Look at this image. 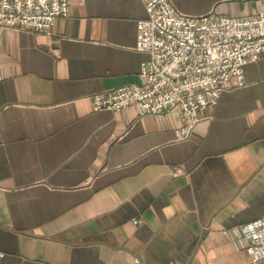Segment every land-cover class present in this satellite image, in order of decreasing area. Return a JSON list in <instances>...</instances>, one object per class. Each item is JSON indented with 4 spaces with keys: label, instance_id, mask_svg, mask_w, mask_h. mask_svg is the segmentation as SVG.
<instances>
[{
    "label": "crops",
    "instance_id": "1",
    "mask_svg": "<svg viewBox=\"0 0 264 264\" xmlns=\"http://www.w3.org/2000/svg\"><path fill=\"white\" fill-rule=\"evenodd\" d=\"M171 2L191 16L264 9ZM145 15L142 0H69L50 36L0 28V264H250L240 228L264 216V52L186 138L178 110H94L91 94L142 83Z\"/></svg>",
    "mask_w": 264,
    "mask_h": 264
},
{
    "label": "built area",
    "instance_id": "2",
    "mask_svg": "<svg viewBox=\"0 0 264 264\" xmlns=\"http://www.w3.org/2000/svg\"><path fill=\"white\" fill-rule=\"evenodd\" d=\"M142 1L146 15L137 21L134 45L149 54L141 63L142 83L91 94L92 107L134 106L140 117L178 110L184 123L177 135L186 138L202 110L217 104L223 91L245 84V65L264 52V9L239 17L191 16L178 11L171 0ZM68 6L69 0H0V28H28L50 36L55 20L67 16ZM240 232L247 240L250 264H256L264 258V216Z\"/></svg>",
    "mask_w": 264,
    "mask_h": 264
}]
</instances>
